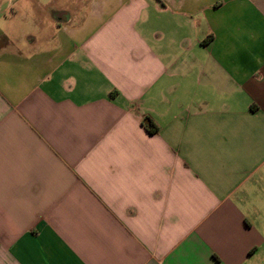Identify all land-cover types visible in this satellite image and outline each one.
Instances as JSON below:
<instances>
[{
    "label": "crops",
    "instance_id": "0c3cea01",
    "mask_svg": "<svg viewBox=\"0 0 264 264\" xmlns=\"http://www.w3.org/2000/svg\"><path fill=\"white\" fill-rule=\"evenodd\" d=\"M0 15V264H264V0Z\"/></svg>",
    "mask_w": 264,
    "mask_h": 264
},
{
    "label": "trees",
    "instance_id": "16d2710c",
    "mask_svg": "<svg viewBox=\"0 0 264 264\" xmlns=\"http://www.w3.org/2000/svg\"><path fill=\"white\" fill-rule=\"evenodd\" d=\"M146 126L149 127L150 130L154 131L156 130V125L154 124V122L149 119V118H146Z\"/></svg>",
    "mask_w": 264,
    "mask_h": 264
},
{
    "label": "rangeland",
    "instance_id": "374dc122",
    "mask_svg": "<svg viewBox=\"0 0 264 264\" xmlns=\"http://www.w3.org/2000/svg\"><path fill=\"white\" fill-rule=\"evenodd\" d=\"M6 15H7V16L10 15V12H7ZM0 16L2 17V19H1L2 23H0V25H2V27H3V26H4V25H3L4 19H3V16H2V15H0Z\"/></svg>",
    "mask_w": 264,
    "mask_h": 264
}]
</instances>
